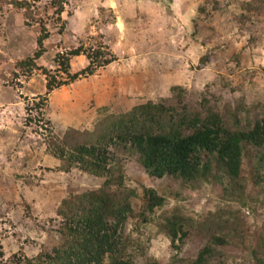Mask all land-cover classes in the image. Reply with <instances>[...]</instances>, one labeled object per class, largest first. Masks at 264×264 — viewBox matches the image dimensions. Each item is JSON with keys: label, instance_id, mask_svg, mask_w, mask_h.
Instances as JSON below:
<instances>
[{"label": "rangeland", "instance_id": "obj_1", "mask_svg": "<svg viewBox=\"0 0 264 264\" xmlns=\"http://www.w3.org/2000/svg\"><path fill=\"white\" fill-rule=\"evenodd\" d=\"M249 3L256 4L253 0H69L62 15L66 29L62 35L51 31L45 42L47 53L38 66L52 70L55 52L98 34L117 60L93 76L52 92L44 117L58 136L68 128L92 130L101 117L124 113L147 101L185 106L194 112L205 99L222 114L242 104L251 107V118L264 117V11L245 10ZM35 35L33 28L24 26L21 14L0 8L3 259L17 252L28 258L40 251L51 252L58 244L60 218L55 211L60 201L94 190L102 182L78 169L60 172L59 163L45 153L42 137L34 133L37 126L26 124L25 103L44 94V78L40 71L29 79L15 78L12 70L17 61L32 55ZM85 66L82 56L71 60L72 72ZM178 88L181 98L176 97ZM29 118L38 115L32 112ZM112 151L123 168L126 186L137 193L131 199L132 208L145 218L129 219L125 227L127 255L135 264H191L202 239L190 230L176 250L157 225L173 209L196 221L218 209L240 211L243 233L232 234L228 244L214 247L207 264L251 263L248 248L264 235V185H254L246 163L241 167L245 189L241 205L238 198L225 195L218 183H186L174 175L153 178L141 168L135 153L121 147ZM212 172L223 175L215 162ZM260 176L264 179V170ZM142 188L162 197L164 205L150 214L141 198ZM255 197L259 204L248 202Z\"/></svg>", "mask_w": 264, "mask_h": 264}, {"label": "trees", "instance_id": "obj_2", "mask_svg": "<svg viewBox=\"0 0 264 264\" xmlns=\"http://www.w3.org/2000/svg\"><path fill=\"white\" fill-rule=\"evenodd\" d=\"M68 1L0 0V8L9 7L18 12L24 26L36 32L32 55L17 61L12 74L15 78L29 79L40 71L44 78V94L25 103L26 124L33 122L37 126L34 133L42 137L45 153L59 163L58 170L67 173L78 169L102 182L94 190L70 194L60 201L55 211L60 218L56 229L58 244L51 252L40 251L31 258L17 252L3 259L0 248V264H135L127 255L125 227L129 219L145 218L132 208L131 199L138 196L126 186L114 148L135 153L141 168L150 177L161 179L174 175L186 183L197 180L218 183L225 195L238 198L241 205L245 203L241 176L244 163L251 168L254 185H264L260 176L264 170V117L259 114L251 118V107L242 104L236 109L227 108L222 114L209 107L205 99L201 109L194 112L185 106L170 107L147 101L124 113L101 117L92 130L68 128L61 136L56 135L44 117L49 95L81 78L93 76L117 60L103 36L98 34L87 35L76 46L55 52L52 70L38 66L37 61L47 53L45 42L51 31L62 35L66 29L62 15ZM253 1L256 4H246L245 10L262 13L263 1ZM80 56L85 58L86 66L72 72L71 60ZM177 90L176 97L181 98L182 90ZM32 112L38 115L37 119L29 118ZM37 123L42 124L38 127ZM213 162L219 165L222 176L212 172ZM141 198L150 214L164 205L162 197L146 188H142ZM248 202L259 204L257 197ZM250 209L253 210L252 205ZM157 225L176 250L189 231H195L203 244L191 264H207L214 247L228 244L232 234H242L244 224L240 211L218 209L208 212L202 221H196L173 209ZM248 249L250 264H264V235Z\"/></svg>", "mask_w": 264, "mask_h": 264}]
</instances>
